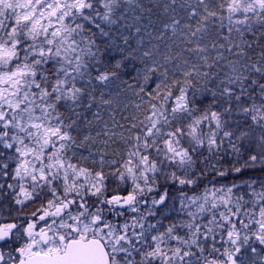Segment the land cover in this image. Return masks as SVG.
I'll list each match as a JSON object with an SVG mask.
<instances>
[{
	"label": "snow or ice",
	"instance_id": "snow-or-ice-1",
	"mask_svg": "<svg viewBox=\"0 0 264 264\" xmlns=\"http://www.w3.org/2000/svg\"><path fill=\"white\" fill-rule=\"evenodd\" d=\"M5 214L0 264H264V0H0Z\"/></svg>",
	"mask_w": 264,
	"mask_h": 264
},
{
	"label": "flooded vegetation",
	"instance_id": "flooded-vegetation-1",
	"mask_svg": "<svg viewBox=\"0 0 264 264\" xmlns=\"http://www.w3.org/2000/svg\"><path fill=\"white\" fill-rule=\"evenodd\" d=\"M0 222H2V223H10V222H12V218L11 217H5V218H3V220H0Z\"/></svg>",
	"mask_w": 264,
	"mask_h": 264
},
{
	"label": "rangeland",
	"instance_id": "rangeland-1",
	"mask_svg": "<svg viewBox=\"0 0 264 264\" xmlns=\"http://www.w3.org/2000/svg\"><path fill=\"white\" fill-rule=\"evenodd\" d=\"M5 217H8V216L5 214L4 218H5Z\"/></svg>",
	"mask_w": 264,
	"mask_h": 264
},
{
	"label": "trees",
	"instance_id": "trees-1",
	"mask_svg": "<svg viewBox=\"0 0 264 264\" xmlns=\"http://www.w3.org/2000/svg\"><path fill=\"white\" fill-rule=\"evenodd\" d=\"M209 179H211V175L209 176Z\"/></svg>",
	"mask_w": 264,
	"mask_h": 264
}]
</instances>
